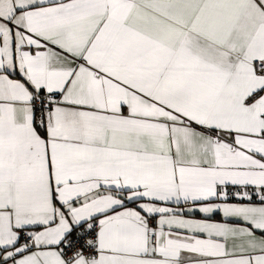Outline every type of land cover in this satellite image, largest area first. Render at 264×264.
<instances>
[{"label": "snow or ice", "instance_id": "obj_1", "mask_svg": "<svg viewBox=\"0 0 264 264\" xmlns=\"http://www.w3.org/2000/svg\"><path fill=\"white\" fill-rule=\"evenodd\" d=\"M0 264H264V0H0Z\"/></svg>", "mask_w": 264, "mask_h": 264}]
</instances>
